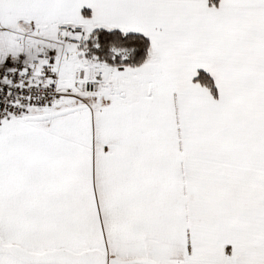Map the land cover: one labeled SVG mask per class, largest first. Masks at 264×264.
Wrapping results in <instances>:
<instances>
[{
  "label": "snow or ice",
  "instance_id": "1",
  "mask_svg": "<svg viewBox=\"0 0 264 264\" xmlns=\"http://www.w3.org/2000/svg\"><path fill=\"white\" fill-rule=\"evenodd\" d=\"M0 264H264V0H0Z\"/></svg>",
  "mask_w": 264,
  "mask_h": 264
}]
</instances>
